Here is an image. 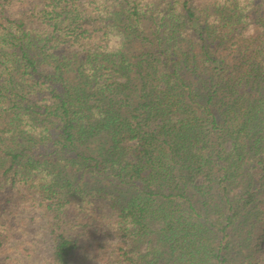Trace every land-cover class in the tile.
Listing matches in <instances>:
<instances>
[{
  "label": "trees",
  "instance_id": "trees-1",
  "mask_svg": "<svg viewBox=\"0 0 264 264\" xmlns=\"http://www.w3.org/2000/svg\"><path fill=\"white\" fill-rule=\"evenodd\" d=\"M19 208L42 264H264V0H0V264Z\"/></svg>",
  "mask_w": 264,
  "mask_h": 264
},
{
  "label": "rangeland",
  "instance_id": "rangeland-1",
  "mask_svg": "<svg viewBox=\"0 0 264 264\" xmlns=\"http://www.w3.org/2000/svg\"><path fill=\"white\" fill-rule=\"evenodd\" d=\"M29 5H32L30 1ZM16 217L23 222L24 235L21 242L24 243L26 250L33 249L35 251L28 258L23 255L25 254L24 252L21 253L12 247L14 241L11 240L9 249L5 251L3 257H18L23 264H42L49 257L51 251V238L45 229V217L34 208H19L16 210ZM86 229V233L79 234V237L85 244L94 245L96 242L103 241L108 243L114 240V237L110 236L107 226L102 224L100 220L93 221ZM83 256L81 252L78 264H93L97 262L92 252H88L85 258Z\"/></svg>",
  "mask_w": 264,
  "mask_h": 264
}]
</instances>
